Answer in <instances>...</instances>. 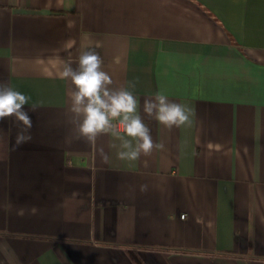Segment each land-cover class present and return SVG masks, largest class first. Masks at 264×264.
<instances>
[{
  "label": "crops",
  "instance_id": "0c3cea01",
  "mask_svg": "<svg viewBox=\"0 0 264 264\" xmlns=\"http://www.w3.org/2000/svg\"><path fill=\"white\" fill-rule=\"evenodd\" d=\"M88 48L163 150L79 137L60 73ZM0 83L42 102L20 147L0 120V264H264V0H0Z\"/></svg>",
  "mask_w": 264,
  "mask_h": 264
},
{
  "label": "clouds",
  "instance_id": "9594fccd",
  "mask_svg": "<svg viewBox=\"0 0 264 264\" xmlns=\"http://www.w3.org/2000/svg\"><path fill=\"white\" fill-rule=\"evenodd\" d=\"M102 65V57L95 48H88L80 53L77 67L66 63L60 73L61 79L70 80L73 85L68 111L72 114L79 137L95 143L100 135L114 136L120 141L117 152L120 160L135 161L141 154L147 156L154 149L163 150L164 144L153 141L150 128L139 114L140 101L130 90L135 88V83H130L128 87H112L113 80ZM41 104L32 102L30 96L9 83H0V120L10 118L17 125L16 147L32 139L33 124L24 106L30 105L35 111ZM191 111L186 105L169 100L161 92L143 99L144 114L169 129L190 124ZM97 151L101 160L108 162L109 156L104 148L100 147ZM146 187L142 185L141 190H146Z\"/></svg>",
  "mask_w": 264,
  "mask_h": 264
}]
</instances>
